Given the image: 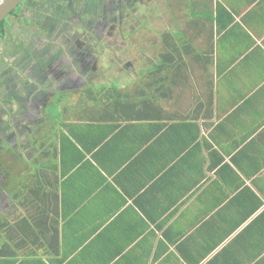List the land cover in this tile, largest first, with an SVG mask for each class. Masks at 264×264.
<instances>
[{"label": "crops", "instance_id": "obj_1", "mask_svg": "<svg viewBox=\"0 0 264 264\" xmlns=\"http://www.w3.org/2000/svg\"><path fill=\"white\" fill-rule=\"evenodd\" d=\"M211 13L172 31L155 89L64 108L0 264H264V0Z\"/></svg>", "mask_w": 264, "mask_h": 264}, {"label": "flooded vegetation", "instance_id": "obj_2", "mask_svg": "<svg viewBox=\"0 0 264 264\" xmlns=\"http://www.w3.org/2000/svg\"><path fill=\"white\" fill-rule=\"evenodd\" d=\"M147 1L21 0L0 22V234L4 230L10 234L17 190L46 182L45 160L55 148L54 138L62 134L68 97L72 103L83 94L93 99L100 92L110 103V91L129 95L141 90L148 78L155 89L156 75L162 72L156 62L146 65L148 70L139 75L124 52L130 42L124 34L131 32L133 24L140 26L132 19L141 16L138 8ZM179 2H184L190 18L205 4L170 0V8ZM28 7L34 9L33 14H27ZM20 20L22 24L16 27L14 22ZM162 39L164 51L157 58L170 50L165 41L175 47L169 31L160 35ZM117 67L125 79L127 71L138 75L131 90H121L125 85L118 87L112 80ZM49 107L58 115L50 116ZM5 249L0 247V254L11 253L10 246Z\"/></svg>", "mask_w": 264, "mask_h": 264}, {"label": "rangeland", "instance_id": "obj_3", "mask_svg": "<svg viewBox=\"0 0 264 264\" xmlns=\"http://www.w3.org/2000/svg\"><path fill=\"white\" fill-rule=\"evenodd\" d=\"M36 1V0H35ZM156 1V3L154 2ZM203 3V2H214V0H195V2ZM170 0H148L146 2V5H140L139 10L141 12V16H133L132 20L137 21L140 26H136L133 24L131 32L128 34L127 32L124 34L125 38L130 40L129 44L124 45V52L126 53V59L133 62L132 65L135 66L136 72L140 75V72L147 71L150 64H153V62H156L158 60V55L162 52L161 48L157 45L158 40L160 38V35L165 31H169L172 33V31H175L180 27L185 33L188 31L189 28L193 27L194 23L198 21L196 18V15H198V9L194 11L195 15H192L194 18H190L186 14V7L184 2H179L177 7L170 8L169 5ZM39 5V2H38ZM31 8L28 7L27 14H33L34 9L30 10ZM22 21L20 20L19 23L14 22L15 26L18 27ZM134 22V21H133ZM199 22H203L202 20H199ZM22 24V23H21ZM187 34V33H186ZM130 38V39H129ZM127 46V48H125ZM117 58L120 60L122 59L117 52H116ZM157 63V62H156ZM142 65V66H141ZM103 66H101L102 68ZM154 68V66L151 65V70ZM147 69V70H146ZM118 67L115 70V74L112 73V80H116L117 86L119 85H125L122 89L125 87L129 88L130 90L135 87V78H139L136 73L132 74L129 71L126 72V78H124V71H118ZM124 78V79H123ZM111 85L115 86V82H112ZM109 82V81H108ZM125 88V89H127ZM100 91V90H99ZM98 92V91H96ZM97 95L93 97L86 96V94H83L82 96L78 97L79 99L70 102L71 98L68 97V105L67 107L72 108H85L89 105L93 106L91 110L94 108L96 104H102L105 99V95ZM99 95V96H98ZM75 98V97H74ZM96 98V100H94ZM89 108V109H90ZM70 109V108H69ZM66 112V111H65ZM76 113H67L66 112V118L72 116L71 114L77 115ZM86 114V113H85ZM49 115L55 116L58 115L55 108L49 107ZM63 116V114H62ZM64 118V117H63ZM66 120V119H65ZM65 120L61 123V127H65ZM58 126V125H57Z\"/></svg>", "mask_w": 264, "mask_h": 264}, {"label": "trees", "instance_id": "obj_4", "mask_svg": "<svg viewBox=\"0 0 264 264\" xmlns=\"http://www.w3.org/2000/svg\"><path fill=\"white\" fill-rule=\"evenodd\" d=\"M211 8H212V2H210V3L205 2L203 8L198 9V15H196V16H198L199 18L211 19L212 18ZM217 8L219 9L220 6L217 5ZM192 15H195L194 12ZM171 43H172L171 41H165V44H168V46L170 47L169 48L170 50L165 55V58H167L166 59L167 62L163 66L162 65L157 66L158 71H162V67L166 68L167 71H168V69L171 68L172 63H171L170 59L172 57V51L177 49V45L175 44V47L173 48ZM182 45H184V47H186L185 42H184V44L182 43ZM129 98L130 97H128V95L125 96V95H122L121 93H115L112 91H110V93H108V95H107V99L109 101H112V102H115V101L119 102L122 99H124V101H125L126 99H129ZM94 100H96V98H94ZM110 104H112V103L110 102Z\"/></svg>", "mask_w": 264, "mask_h": 264}, {"label": "water", "instance_id": "obj_5", "mask_svg": "<svg viewBox=\"0 0 264 264\" xmlns=\"http://www.w3.org/2000/svg\"><path fill=\"white\" fill-rule=\"evenodd\" d=\"M21 0H2L0 1V22L6 15L13 10Z\"/></svg>", "mask_w": 264, "mask_h": 264}, {"label": "built area", "instance_id": "obj_6", "mask_svg": "<svg viewBox=\"0 0 264 264\" xmlns=\"http://www.w3.org/2000/svg\"><path fill=\"white\" fill-rule=\"evenodd\" d=\"M0 1H2V0H0Z\"/></svg>", "mask_w": 264, "mask_h": 264}]
</instances>
